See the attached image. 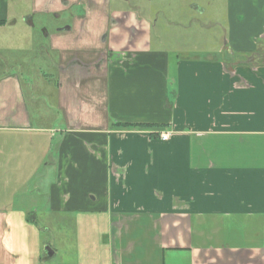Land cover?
Returning a JSON list of instances; mask_svg holds the SVG:
<instances>
[{
    "label": "crops",
    "instance_id": "1",
    "mask_svg": "<svg viewBox=\"0 0 264 264\" xmlns=\"http://www.w3.org/2000/svg\"><path fill=\"white\" fill-rule=\"evenodd\" d=\"M223 7L225 53L207 56L155 45L128 0H0V29L69 12L45 53L71 65L56 129L0 74V264L55 253L33 214L40 169L52 222L73 225L68 264H264V0Z\"/></svg>",
    "mask_w": 264,
    "mask_h": 264
},
{
    "label": "rangeland",
    "instance_id": "2",
    "mask_svg": "<svg viewBox=\"0 0 264 264\" xmlns=\"http://www.w3.org/2000/svg\"><path fill=\"white\" fill-rule=\"evenodd\" d=\"M195 3L199 5L198 8ZM128 4L137 8L142 15L152 17L153 43L158 47L169 51L204 53L207 56L215 55L221 47L222 54L225 53L227 33L224 32L226 17L223 0H128ZM200 7L204 8L203 12ZM76 12L80 13L82 9L78 8ZM31 23L33 26L25 18H19L17 23L10 22L6 28L0 29V74L11 70L21 76L33 126L61 128L65 126V118L59 102L63 84L59 70L70 71L71 65L67 63L68 58L59 63L58 56L47 57L45 52L49 39L46 34L66 26L69 12L61 14L60 19L37 14L32 17ZM97 63L93 71H100L101 63ZM88 77L82 81L84 86L88 82L98 81V85L102 82L94 75ZM73 81L66 82L72 85ZM40 173V180L30 184L40 186V191L34 195L38 207L34 208L33 214L41 228L49 229L42 230L43 246L55 252L44 263L74 262L73 225L63 221L53 223L55 216L46 208L45 192L52 170L40 169Z\"/></svg>",
    "mask_w": 264,
    "mask_h": 264
},
{
    "label": "built area",
    "instance_id": "3",
    "mask_svg": "<svg viewBox=\"0 0 264 264\" xmlns=\"http://www.w3.org/2000/svg\"><path fill=\"white\" fill-rule=\"evenodd\" d=\"M168 136H169L168 133H162L161 136H160V138H161L162 140H166V139L168 138Z\"/></svg>",
    "mask_w": 264,
    "mask_h": 264
},
{
    "label": "water",
    "instance_id": "4",
    "mask_svg": "<svg viewBox=\"0 0 264 264\" xmlns=\"http://www.w3.org/2000/svg\"><path fill=\"white\" fill-rule=\"evenodd\" d=\"M46 250H47V254L50 256L52 254V251L50 250L49 247H46Z\"/></svg>",
    "mask_w": 264,
    "mask_h": 264
},
{
    "label": "trees",
    "instance_id": "5",
    "mask_svg": "<svg viewBox=\"0 0 264 264\" xmlns=\"http://www.w3.org/2000/svg\"><path fill=\"white\" fill-rule=\"evenodd\" d=\"M5 23V20H1L0 21V24H4ZM117 124H121V123H117ZM126 126V124H124Z\"/></svg>",
    "mask_w": 264,
    "mask_h": 264
}]
</instances>
